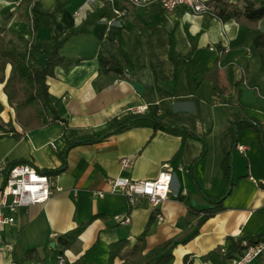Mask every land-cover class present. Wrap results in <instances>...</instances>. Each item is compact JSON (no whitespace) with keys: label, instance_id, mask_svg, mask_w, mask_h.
I'll list each match as a JSON object with an SVG mask.
<instances>
[{"label":"crops","instance_id":"obj_1","mask_svg":"<svg viewBox=\"0 0 264 264\" xmlns=\"http://www.w3.org/2000/svg\"><path fill=\"white\" fill-rule=\"evenodd\" d=\"M58 1L63 9L50 16ZM104 5L108 13L103 18L63 43L60 53L66 62L46 79L62 121L26 130L19 139L0 132V162L6 167L25 161L39 171H61L53 178L60 191L47 202L4 211L14 220L0 225V264H18L30 251L44 256L52 242L57 246L58 237L79 228L64 253L70 264H124L119 257L110 260V246L120 241L133 246L146 229L145 251L174 238L171 264H185L186 258L192 264H211L203 256L223 246L227 236L264 229V147L255 127L238 128L253 124L264 139V69L250 49L252 40L264 32V18L252 28L183 7L135 8L124 0H0V26L6 43L27 48L43 62L55 35L81 28L87 15ZM116 10L125 13L118 16ZM170 35L183 60L176 72L169 58ZM118 41L130 58L131 71H102L100 56L120 59ZM214 45L224 52L210 50ZM215 64L212 78H201ZM132 81L143 86L140 94ZM2 85L0 123L6 130L13 108L6 103ZM140 107L183 134L134 127L98 143L74 145L64 154L68 143L112 132V120ZM227 154L230 193L222 209L200 223L228 185L221 168ZM124 159L130 160V167L122 168ZM163 168L173 173L171 192L156 208L147 199L131 206L125 195L112 191L110 180L117 176L154 180ZM3 181L0 172V187ZM125 217L129 223L119 219ZM197 229L196 236L183 243Z\"/></svg>","mask_w":264,"mask_h":264},{"label":"trees","instance_id":"obj_2","mask_svg":"<svg viewBox=\"0 0 264 264\" xmlns=\"http://www.w3.org/2000/svg\"><path fill=\"white\" fill-rule=\"evenodd\" d=\"M125 1V0H124ZM127 2V1H126ZM212 6L214 7L208 15L209 18H217L223 22L228 20H235L237 23L247 25L252 28H256L258 22L264 18V0H242L238 3H233L228 0H213ZM63 9L62 5L57 2L56 6L49 13L52 16ZM107 6L104 5L102 9L93 14L87 15V18L81 28L71 29L65 35H55L53 37L52 48L46 59L41 62L37 60L27 48L18 49L13 45L6 43L5 28L0 26V83H2L3 92L6 97V103L13 108V117L7 122L6 130L3 129L0 123V132L2 134L12 133L15 138H21L24 131H30L37 129L46 124L62 121L60 120L57 111L50 101L48 86L46 83L47 77L54 75L55 68L65 64L66 60L64 55L60 53V48L63 43L75 33H79L85 30L87 25L92 24L96 19L103 18L107 12ZM10 17H5L7 21ZM192 42V48L190 52H194L196 49L195 41L190 37ZM173 40L170 35V55L169 58L173 63L174 72L177 71L179 66L183 63V60L178 54H176L173 47ZM117 50L120 55V59H110L100 56V68L102 71H114L120 74L124 73V68L131 71L132 65L130 58L126 51L123 50L122 44L118 41ZM214 50L218 53L224 52V49L220 45H214ZM250 49L258 56L261 66L264 69V32L256 36L251 44ZM219 60H216V64ZM210 68L201 75V78L211 79L212 74L217 71V66ZM213 84H217L215 81ZM213 91H217L214 87ZM4 110V105L0 101V122L1 114ZM51 117V120H49ZM14 122L22 129L17 130ZM152 127L154 130L160 129L166 131L168 134H183L178 128L166 126L158 121H155L154 117L150 114H132L128 113L120 118L112 120L109 128L112 132H98L88 135L77 142L68 143L64 149V154L77 144H94L106 140L111 135L126 131L134 127ZM255 127L258 131L260 143L264 147V139L259 133V129L255 125L248 123L238 124V128L243 127ZM18 163H26L25 161H18L10 166ZM9 166V167H10ZM221 168L224 179L228 184L223 192L215 197L216 206L208 208L204 214L200 223H202L207 217L213 216L217 211L222 209V201L226 195L230 193L231 177V159L230 154L224 157L221 162ZM43 172V171H41ZM61 171L54 170L51 172H45L54 178ZM210 199V198H209ZM212 201V199H210ZM81 229V228H79ZM78 229V231H79ZM78 231L68 233L66 235L58 237L57 246L49 248L46 255L39 256L33 251L27 252L24 257L18 260V264H58L60 259L64 260V264H70L64 258L65 250L68 249L73 241L76 239ZM148 229L141 235L136 243L131 246L126 241H120L110 246V260L116 257L121 258L124 264H171L173 261V249L176 247L174 238L164 242L162 246L154 250L145 251V236ZM198 233V229L183 243L194 238ZM261 241H264V229L260 230L256 234H242L238 237L227 236L225 238V244L217 247L214 250L203 256V260L211 262V264H232L233 259H237L243 256L244 250L255 245ZM174 242V243H173ZM185 264H192L188 258L185 259Z\"/></svg>","mask_w":264,"mask_h":264},{"label":"built area","instance_id":"obj_3","mask_svg":"<svg viewBox=\"0 0 264 264\" xmlns=\"http://www.w3.org/2000/svg\"><path fill=\"white\" fill-rule=\"evenodd\" d=\"M135 8H146L158 5L163 10L173 11L178 7H183L196 15L209 14L212 9L213 0H125ZM231 1V0H228ZM116 15L121 16L125 12L116 10ZM210 50H214L211 46ZM147 108H129L128 113L145 114ZM12 133H10L11 135ZM52 146L53 143L51 144ZM239 149H242L239 147ZM130 167V160H122V168ZM0 172L4 173V183L0 187V225L12 222L14 218L5 217L4 211L13 213L17 208L28 207L34 204L47 202L55 191L60 188L55 187L51 175L41 172L28 163H18L6 167L0 162ZM173 173L170 168H163L154 180H132L127 177L117 176L110 180L113 192L125 195L131 206L137 205L140 199H147L152 208L161 204L171 192ZM158 221L162 217L158 216ZM122 222L129 223V217L119 218ZM232 260V264H250L256 259L264 261V241L247 247L243 254ZM61 258L58 264H64Z\"/></svg>","mask_w":264,"mask_h":264},{"label":"water","instance_id":"obj_4","mask_svg":"<svg viewBox=\"0 0 264 264\" xmlns=\"http://www.w3.org/2000/svg\"><path fill=\"white\" fill-rule=\"evenodd\" d=\"M132 85H133L134 89L136 90V92H138L139 94H140V92H142L143 86L140 83H138L136 81H132ZM50 247H54V242H52L50 244Z\"/></svg>","mask_w":264,"mask_h":264}]
</instances>
